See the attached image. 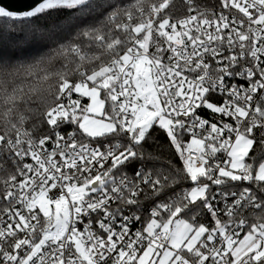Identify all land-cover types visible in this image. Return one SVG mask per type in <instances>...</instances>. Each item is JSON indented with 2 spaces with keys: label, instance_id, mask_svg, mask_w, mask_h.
I'll return each instance as SVG.
<instances>
[{
  "label": "snow or ice",
  "instance_id": "obj_1",
  "mask_svg": "<svg viewBox=\"0 0 264 264\" xmlns=\"http://www.w3.org/2000/svg\"><path fill=\"white\" fill-rule=\"evenodd\" d=\"M0 264H264V0L0 5Z\"/></svg>",
  "mask_w": 264,
  "mask_h": 264
},
{
  "label": "water",
  "instance_id": "obj_2",
  "mask_svg": "<svg viewBox=\"0 0 264 264\" xmlns=\"http://www.w3.org/2000/svg\"><path fill=\"white\" fill-rule=\"evenodd\" d=\"M36 0H0V5L12 10H25L33 5Z\"/></svg>",
  "mask_w": 264,
  "mask_h": 264
},
{
  "label": "trees",
  "instance_id": "obj_3",
  "mask_svg": "<svg viewBox=\"0 0 264 264\" xmlns=\"http://www.w3.org/2000/svg\"><path fill=\"white\" fill-rule=\"evenodd\" d=\"M209 3H211V0H208Z\"/></svg>",
  "mask_w": 264,
  "mask_h": 264
}]
</instances>
